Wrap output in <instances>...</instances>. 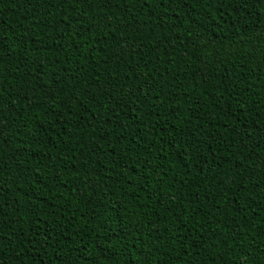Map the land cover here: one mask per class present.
Wrapping results in <instances>:
<instances>
[{"label": "trees", "instance_id": "trees-1", "mask_svg": "<svg viewBox=\"0 0 264 264\" xmlns=\"http://www.w3.org/2000/svg\"><path fill=\"white\" fill-rule=\"evenodd\" d=\"M0 264H264V0H0Z\"/></svg>", "mask_w": 264, "mask_h": 264}]
</instances>
